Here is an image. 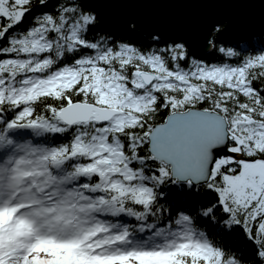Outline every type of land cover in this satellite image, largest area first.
<instances>
[{
    "label": "snow or ice",
    "instance_id": "1",
    "mask_svg": "<svg viewBox=\"0 0 264 264\" xmlns=\"http://www.w3.org/2000/svg\"><path fill=\"white\" fill-rule=\"evenodd\" d=\"M98 23L91 0H0V264H264V14L213 23L214 60L179 19L130 13L135 42Z\"/></svg>",
    "mask_w": 264,
    "mask_h": 264
},
{
    "label": "water",
    "instance_id": "2",
    "mask_svg": "<svg viewBox=\"0 0 264 264\" xmlns=\"http://www.w3.org/2000/svg\"><path fill=\"white\" fill-rule=\"evenodd\" d=\"M92 7L108 17L119 22L125 20L132 12L140 13L146 17L163 16L179 19L188 25L183 35L189 38L193 44V50L200 56L209 52L205 45V37L211 25L216 21H224L229 24L240 25L245 22L258 23L264 6L260 0H250L246 6L225 5L216 7H179V8H153V9H129L113 3L112 0H91ZM236 30L227 32L222 37V42L235 39Z\"/></svg>",
    "mask_w": 264,
    "mask_h": 264
},
{
    "label": "trees",
    "instance_id": "3",
    "mask_svg": "<svg viewBox=\"0 0 264 264\" xmlns=\"http://www.w3.org/2000/svg\"><path fill=\"white\" fill-rule=\"evenodd\" d=\"M95 11L99 21L97 25V31L100 34H111L113 37L117 39H126V40H131L133 42L140 39L138 34L135 37H129L127 33L123 30L121 22L108 17L107 15L97 10ZM215 55L216 54L214 52H207L200 56L203 58H207L209 60H214Z\"/></svg>",
    "mask_w": 264,
    "mask_h": 264
},
{
    "label": "bare ground",
    "instance_id": "4",
    "mask_svg": "<svg viewBox=\"0 0 264 264\" xmlns=\"http://www.w3.org/2000/svg\"><path fill=\"white\" fill-rule=\"evenodd\" d=\"M94 9H97V8H95V7H93Z\"/></svg>",
    "mask_w": 264,
    "mask_h": 264
}]
</instances>
